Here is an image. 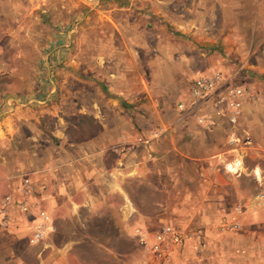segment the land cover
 Listing matches in <instances>:
<instances>
[{"label":"rangeland","instance_id":"1","mask_svg":"<svg viewBox=\"0 0 264 264\" xmlns=\"http://www.w3.org/2000/svg\"><path fill=\"white\" fill-rule=\"evenodd\" d=\"M210 71L244 90V109L228 122V206L221 218L212 211L211 228H198L202 247L192 243L180 264H264V0H0V138L34 137L46 149L65 121L54 110L84 104L86 78L117 100L116 78L130 76L137 104L152 98L164 119L193 120L176 104L190 77ZM20 108L31 112L13 115L16 131L6 132L5 116ZM15 140H0V160L13 156ZM239 155L245 168L232 176L243 169ZM8 179L0 177V231L32 196L30 178L20 200ZM34 215L31 234L42 224L44 238L47 213Z\"/></svg>","mask_w":264,"mask_h":264},{"label":"crops","instance_id":"2","mask_svg":"<svg viewBox=\"0 0 264 264\" xmlns=\"http://www.w3.org/2000/svg\"><path fill=\"white\" fill-rule=\"evenodd\" d=\"M212 72L190 77L183 99L195 77ZM129 77L116 78L112 93L117 100L107 99L86 78V101L54 110L56 119L65 121L55 130L57 141L43 151L34 137L0 138L2 144L17 142L13 156L0 160V177L9 176L19 200L24 178L31 179L32 190L28 211H10L9 225L0 231V264H137L152 258L138 236L150 242L160 227L169 225L204 238L199 229L211 228L212 211L223 216L228 206L222 197L228 193V121L216 119L207 128L194 118L181 120L175 112L176 119H164L163 108L155 107L152 98L143 105L132 100ZM30 112L12 109L4 118L6 132L16 131L13 115L24 119ZM156 118L159 122L151 121ZM239 157L243 169L232 176L245 168ZM40 209L50 228L40 242L29 243ZM185 243L167 252L164 264L182 263L192 244Z\"/></svg>","mask_w":264,"mask_h":264},{"label":"built area","instance_id":"3","mask_svg":"<svg viewBox=\"0 0 264 264\" xmlns=\"http://www.w3.org/2000/svg\"><path fill=\"white\" fill-rule=\"evenodd\" d=\"M243 102L244 90L239 86L226 84L220 72L215 71L195 77L189 85L186 98L178 101L176 106L181 112L191 113L199 124L209 128L215 124L216 119H225L231 124H236L242 112ZM43 232L41 224L35 229L30 241H40ZM138 237L142 244L149 242L146 236ZM201 238L200 234L179 232L169 225H164L154 233L148 244L152 258L137 264H163L167 252L174 246L188 241L194 243L195 249L199 250L203 245Z\"/></svg>","mask_w":264,"mask_h":264}]
</instances>
